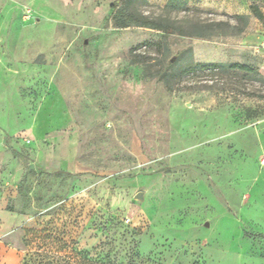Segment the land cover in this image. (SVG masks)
Returning <instances> with one entry per match:
<instances>
[{"label":"rangeland","instance_id":"374dc122","mask_svg":"<svg viewBox=\"0 0 264 264\" xmlns=\"http://www.w3.org/2000/svg\"><path fill=\"white\" fill-rule=\"evenodd\" d=\"M113 1L0 0V264H264V0H189L248 24L166 39ZM213 62L252 71L182 73Z\"/></svg>","mask_w":264,"mask_h":264},{"label":"trees","instance_id":"16d2710c","mask_svg":"<svg viewBox=\"0 0 264 264\" xmlns=\"http://www.w3.org/2000/svg\"><path fill=\"white\" fill-rule=\"evenodd\" d=\"M149 0H114L111 4L110 19L117 28L143 27L161 32L163 38L178 34L188 37L208 38L216 33L226 32L228 30L234 33H241L248 24V15H236L235 18L242 24H231L229 21L209 20L196 21L185 17L182 19L173 18L172 13L189 12L192 8L189 6V0H168L162 8V14L152 15L145 12V7L149 6ZM251 10L259 19L264 18L263 12L256 4L251 5ZM239 69L242 71H252V68L245 64L233 63L225 64L220 62L197 63L188 66L182 70L187 74L198 69L222 70L225 68ZM88 255L84 254L86 258ZM53 264H136L133 261L127 263H118L117 260H111L109 257L98 256L95 260H56Z\"/></svg>","mask_w":264,"mask_h":264},{"label":"water","instance_id":"95a60500","mask_svg":"<svg viewBox=\"0 0 264 264\" xmlns=\"http://www.w3.org/2000/svg\"><path fill=\"white\" fill-rule=\"evenodd\" d=\"M136 198H138V199H142V198H143V193H142V192L138 193V194L136 195Z\"/></svg>","mask_w":264,"mask_h":264},{"label":"crops","instance_id":"0c3cea01","mask_svg":"<svg viewBox=\"0 0 264 264\" xmlns=\"http://www.w3.org/2000/svg\"><path fill=\"white\" fill-rule=\"evenodd\" d=\"M200 1H202L203 4H210V1L212 0H200Z\"/></svg>","mask_w":264,"mask_h":264},{"label":"built area","instance_id":"2783aa9c","mask_svg":"<svg viewBox=\"0 0 264 264\" xmlns=\"http://www.w3.org/2000/svg\"><path fill=\"white\" fill-rule=\"evenodd\" d=\"M262 46H264V44H262Z\"/></svg>","mask_w":264,"mask_h":264}]
</instances>
